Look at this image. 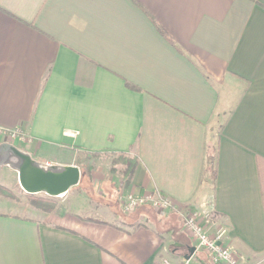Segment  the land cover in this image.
Returning a JSON list of instances; mask_svg holds the SVG:
<instances>
[{"label": "crops", "instance_id": "0c3cea01", "mask_svg": "<svg viewBox=\"0 0 264 264\" xmlns=\"http://www.w3.org/2000/svg\"><path fill=\"white\" fill-rule=\"evenodd\" d=\"M11 129L45 165L82 173V153L106 152L139 163L120 192L100 184L116 201L85 210L96 216L0 211V264H211L197 247L185 258L196 244L178 211H124L123 195L154 191L264 264V0H0V133Z\"/></svg>", "mask_w": 264, "mask_h": 264}, {"label": "rangeland", "instance_id": "374dc122", "mask_svg": "<svg viewBox=\"0 0 264 264\" xmlns=\"http://www.w3.org/2000/svg\"><path fill=\"white\" fill-rule=\"evenodd\" d=\"M2 134L0 133V184L10 188L21 199L17 201V203L15 202L16 200L0 195V211L19 212L23 209L22 207L24 205L27 206L29 203L24 198L26 193L19 183L16 159L11 153H7L5 147L6 144L17 146L16 142L20 139L12 137L8 132L4 133L3 136ZM128 156L132 157L131 155ZM122 157L125 156H120L119 153H92L91 156L82 153L77 158V161L82 166L83 170L81 180L79 184L72 187L66 195L57 197L62 206L61 209L73 210L78 213L81 212L96 216V211L85 210H95V205L97 204L102 205L103 207L107 204L113 205L116 199L114 198L112 200L111 198L113 197H110V195L104 197L101 192L106 191L105 188H103L104 185L111 186V189L119 187V192L122 190L126 182V176L124 175L126 165L121 162ZM42 165L47 166L45 164ZM100 184L104 185L101 187ZM98 193L101 194L98 195ZM32 211L37 213V210H34V208L29 210L28 213L37 216V214H33ZM24 214H26V212H24Z\"/></svg>", "mask_w": 264, "mask_h": 264}, {"label": "built area", "instance_id": "2783aa9c", "mask_svg": "<svg viewBox=\"0 0 264 264\" xmlns=\"http://www.w3.org/2000/svg\"><path fill=\"white\" fill-rule=\"evenodd\" d=\"M7 132L14 138H27L22 131L18 129H11ZM121 199L124 211L126 212H132L144 204H150L158 211L172 209L178 211L182 218L184 231L192 238L197 248L205 251L211 264H243L240 257L226 243L227 229L223 225L218 226L213 232L209 231L200 223L199 214L197 212L181 211L170 197L159 191H154L142 196L128 193L123 195ZM164 264L174 263L168 259H164Z\"/></svg>", "mask_w": 264, "mask_h": 264}, {"label": "water", "instance_id": "95a60500", "mask_svg": "<svg viewBox=\"0 0 264 264\" xmlns=\"http://www.w3.org/2000/svg\"><path fill=\"white\" fill-rule=\"evenodd\" d=\"M5 149L16 159L19 183L26 194L61 197L81 180L82 173L78 165L56 163L44 166L15 145L6 144ZM195 250L196 246L190 247L185 258L189 259Z\"/></svg>", "mask_w": 264, "mask_h": 264}, {"label": "trees", "instance_id": "16d2710c", "mask_svg": "<svg viewBox=\"0 0 264 264\" xmlns=\"http://www.w3.org/2000/svg\"><path fill=\"white\" fill-rule=\"evenodd\" d=\"M120 156H125V157H122L121 162L126 165L124 175L126 176L125 184L128 185L138 166L139 159L136 156L130 157L126 155V153L125 154L121 153ZM215 159H216V155H215L214 149L210 145L209 150H208L207 165L204 170V175L208 174L210 177L213 178L215 174ZM0 195L6 198L12 199V200H16V201H19L21 199L10 188H8L7 186L1 185V184H0ZM24 198L28 201L30 206L35 207L44 212L59 213L62 210L61 209L62 206L57 198L50 197L45 194H38V195L26 194ZM89 220L96 221V219H93V218H90Z\"/></svg>", "mask_w": 264, "mask_h": 264}]
</instances>
